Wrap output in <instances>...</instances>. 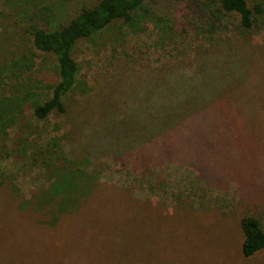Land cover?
I'll return each mask as SVG.
<instances>
[{
  "label": "rangeland",
  "instance_id": "1",
  "mask_svg": "<svg viewBox=\"0 0 264 264\" xmlns=\"http://www.w3.org/2000/svg\"><path fill=\"white\" fill-rule=\"evenodd\" d=\"M44 1L51 5L54 25L91 0ZM139 21L136 24L141 25ZM150 24L135 35L125 31V40L114 50L107 42L113 26L76 41L72 55L78 72L64 99L80 105L95 97L96 102L99 99L106 106L109 100L131 101L146 95L143 92L147 83L155 77L161 78L157 70L147 71L149 67L168 61L171 65L174 48L184 47L188 41L178 40L175 47L169 42L160 43L159 30ZM247 43L257 48V53L249 54L255 59L245 79L225 97L233 109L224 107L234 115L230 127L209 124L210 130L197 129L188 141L168 146L171 153L178 155L181 150L191 149L201 159L179 162L161 153L149 163L148 155L142 157L141 162L147 161L148 170L163 180L152 179V192L146 185L125 180L131 179L130 167L121 173L108 163V167L97 172L92 185L87 184L86 193L95 196L92 202L78 203L84 207L81 211L84 213L75 212L71 216L68 214L74 210L58 213L43 198L52 179L46 177L51 174L46 176L38 167L26 166V155L19 157L7 151L10 154L0 159V264H107L111 244H119V249L112 247L116 256L123 247L134 245L136 263L131 264H264V249L249 256L240 252V217L254 216L264 228V30L250 37ZM33 54L31 69L39 72L37 76L44 80L41 84L56 80L52 55L36 50ZM26 73L21 77L25 78ZM162 78L169 84L166 73ZM19 92L24 90L18 89ZM34 92L38 97L43 91ZM188 97L197 100L201 96L188 94ZM205 104H211L206 110L213 112L214 102ZM22 106L21 114L10 117L6 139L12 138L24 124L29 131L26 138L22 133L26 144L32 142L36 132L40 133L38 143L58 133L60 117L51 114L38 121L31 117L28 105ZM206 116L205 121H209L210 117ZM150 141L146 144H152L147 146L149 149L160 143V137ZM6 145L9 147L8 141ZM102 190L110 191L106 203L110 205L111 199L116 204V209L109 210L113 220L107 214L102 215L104 194L98 192ZM123 190L139 204L137 214L126 213L119 219L121 204L117 200L124 194ZM145 199L149 201L146 205L142 202ZM90 210H95L96 215L85 214ZM90 219L92 227H89Z\"/></svg>",
  "mask_w": 264,
  "mask_h": 264
},
{
  "label": "trees",
  "instance_id": "2",
  "mask_svg": "<svg viewBox=\"0 0 264 264\" xmlns=\"http://www.w3.org/2000/svg\"><path fill=\"white\" fill-rule=\"evenodd\" d=\"M51 18V5L44 0H0V159L10 153L26 155V166L38 167L46 176L51 174L46 177L52 179L43 198L58 213L74 210L68 214L71 216L83 210L78 203L94 200L95 194L86 193L87 184L92 185L97 172L108 167V163L121 173L130 167L131 179L125 180L146 185L152 192V181L163 180L148 170L147 161L150 163L161 153L179 162L201 159L191 149L181 150L178 155L171 153L169 147L188 141L197 129L208 130L209 124L230 127L234 115L224 109L225 106L232 109L231 101L225 97L245 79L255 59L249 54L256 55L257 48L247 42L264 30V0H91L78 6L65 21L53 25ZM139 19L141 25L136 24ZM150 23L159 30L160 43L169 42L175 47L178 40L188 41L184 47L174 48L171 65L168 61L149 67L147 71L157 70L161 78L155 77L147 83L143 92L146 95L131 101L109 100L106 106L99 99L96 102L95 97L80 105L64 99L78 72L72 55L76 41L113 26L107 42L114 50L125 40V31L135 35ZM33 50L52 55L56 75L52 83L45 81L42 85L44 80L37 76L39 72L32 71ZM161 72L167 74L169 84L163 81ZM22 73H26L25 78L21 77ZM18 89L24 92L17 93ZM37 89H42L41 96H35ZM149 92L153 95L149 96ZM188 94L201 97L192 100ZM207 101L214 102L213 112L206 110L211 105L205 104ZM22 105H28L31 117L38 121L51 114L60 117L58 133L38 143L40 133L36 132L27 145L25 138L29 131L24 124L12 138L6 139L10 117L21 114ZM206 115L209 121H205ZM210 120L214 121L210 123ZM159 137L158 145L147 148L152 146L146 145L151 139ZM145 155L150 159L141 162ZM98 192L104 194L102 215L110 218L109 210L116 209V204L111 199L110 205L106 203L110 191ZM117 201L121 204L119 219L126 213L137 214L139 203L126 191ZM147 201L142 202L146 205ZM85 214L96 215V212L90 210ZM89 225L93 226L91 219ZM239 226L243 256L264 249V228L256 217L241 216ZM112 247L119 249V244H111L105 263H136L134 245L120 249L119 256Z\"/></svg>",
  "mask_w": 264,
  "mask_h": 264
}]
</instances>
